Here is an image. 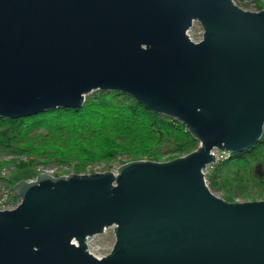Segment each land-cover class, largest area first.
I'll return each instance as SVG.
<instances>
[{"label": "water", "instance_id": "1", "mask_svg": "<svg viewBox=\"0 0 264 264\" xmlns=\"http://www.w3.org/2000/svg\"><path fill=\"white\" fill-rule=\"evenodd\" d=\"M194 20L202 39H189ZM127 93L199 140L169 160L18 179L0 264H264V199L215 195L203 169L260 139L264 8L232 0H0V117ZM111 225L99 258L86 236ZM76 240L77 244L72 243Z\"/></svg>", "mask_w": 264, "mask_h": 264}, {"label": "trees", "instance_id": "2", "mask_svg": "<svg viewBox=\"0 0 264 264\" xmlns=\"http://www.w3.org/2000/svg\"><path fill=\"white\" fill-rule=\"evenodd\" d=\"M84 100L81 108L0 117V154L24 156L46 167L64 164L82 172L87 164L95 163H104L102 170L110 169L121 158L169 160L199 144L180 121L144 108L127 93L96 89ZM0 180L16 182L6 175H0ZM206 180L210 189L221 190L230 202L248 196L253 188L264 192V128L250 147L214 163ZM11 199L12 204L19 200L14 193Z\"/></svg>", "mask_w": 264, "mask_h": 264}, {"label": "rangeland", "instance_id": "3", "mask_svg": "<svg viewBox=\"0 0 264 264\" xmlns=\"http://www.w3.org/2000/svg\"><path fill=\"white\" fill-rule=\"evenodd\" d=\"M242 1V0H241ZM257 1V0H256ZM191 35L193 38L195 39H200V31L202 29L200 23L197 20H194L191 24ZM23 156H15L14 158H11L9 155H2L0 154V163L4 162V161H9L11 160L12 162L9 163H4L0 165V175L1 176H7L11 181H16L18 179H30L35 177V175L37 173H39V170H37L36 168L38 167V165H41V163L36 164V162L34 161V159H27V160H23L22 158ZM129 160V159H128ZM125 158H121L117 161H113L111 164V170H116L117 165H119L120 163L123 162H127L128 161ZM16 161H18V166ZM94 165V164H93ZM104 163H99L100 167H105ZM50 166H53L54 168L57 169V171L63 170L65 172H67L70 168H67L64 164H52ZM46 166L43 165V168H45ZM48 167V166H47ZM15 182V183H16ZM14 183V184H15ZM207 183V182H206ZM12 188L13 185L10 182H3L0 180V195L3 193H8V196L10 195L9 192H12ZM211 191L217 195V196H223L222 191H218V190H212ZM237 199H239L240 201L243 200H258V199H264V192L260 193L259 191H257L256 188H253L250 190L249 195L248 196H237ZM7 201L12 202L11 197L7 199ZM14 202V200H13ZM99 240L103 241V245L105 247H109V245H112L114 240H115V235L113 234V229L109 228L108 230V234L106 233V235H101L98 234V236L96 237Z\"/></svg>", "mask_w": 264, "mask_h": 264}, {"label": "built area", "instance_id": "4", "mask_svg": "<svg viewBox=\"0 0 264 264\" xmlns=\"http://www.w3.org/2000/svg\"><path fill=\"white\" fill-rule=\"evenodd\" d=\"M232 1H233V3L238 4L241 8H243L245 10L249 9V10L257 11L258 9L264 8V0H259V2L262 3L261 7L258 6V2H256V0H242V1L241 0H232ZM191 28L192 27L190 26V29L187 30V35H188L189 39H192L194 41L201 40L202 39L201 38L202 33H203V27L200 31V37H199L200 39H198V40L192 37L191 32H190ZM212 150H213L212 152L215 155V162L214 163L219 162L220 159H224L227 157V155L219 149L217 150L214 148ZM22 158H23V160H27V158H25L24 156ZM214 163L207 164V166L203 169V173H205V181L206 182H207L206 173H208L209 169L212 168ZM65 166L68 168L67 165H65ZM36 169L39 171H45L49 174L51 173L53 175L68 174V173L72 172L71 169H69L67 172H65L63 170H61V172H60V171H57V169L54 168L53 166L43 168V164L38 165V167ZM95 171H102V167H100L99 164H96V163H95V165L87 164L84 168V171H82L80 173L95 172ZM9 193H10L9 196H8V193H3L0 195V209L12 208V207H15L17 205V204H12V202L7 201V199L10 198L11 194H12L11 192H9ZM235 200L240 201L237 198H235ZM113 227H114V225H111L107 228H104L103 231L101 233H98V234H101V235L105 234L106 235V233L108 234L109 228L113 229ZM98 234L86 236V239H85V244L87 246V250L93 256H95L97 258L106 255L110 251L111 247L113 246V245H109V247H105L103 245V241L96 238L98 236ZM72 243L77 244L76 240H72Z\"/></svg>", "mask_w": 264, "mask_h": 264}]
</instances>
